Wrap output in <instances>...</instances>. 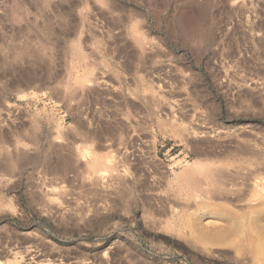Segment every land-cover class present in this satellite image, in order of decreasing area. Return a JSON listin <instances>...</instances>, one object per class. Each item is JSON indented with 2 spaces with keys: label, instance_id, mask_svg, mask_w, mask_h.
<instances>
[{
  "label": "rangeland",
  "instance_id": "1",
  "mask_svg": "<svg viewBox=\"0 0 264 264\" xmlns=\"http://www.w3.org/2000/svg\"><path fill=\"white\" fill-rule=\"evenodd\" d=\"M194 161L234 189L192 194ZM47 186L67 191L59 209ZM12 249L41 264H264V0H0L2 263Z\"/></svg>",
  "mask_w": 264,
  "mask_h": 264
},
{
  "label": "bare ground",
  "instance_id": "2",
  "mask_svg": "<svg viewBox=\"0 0 264 264\" xmlns=\"http://www.w3.org/2000/svg\"><path fill=\"white\" fill-rule=\"evenodd\" d=\"M137 31H136V35H137ZM139 34V33H138ZM137 37V40H139V42L140 43H143V42H141L142 41V37L140 36V35H138V36H136ZM138 42V43H139ZM78 44V43H77ZM78 47H79V45H78ZM140 48H141V46H140ZM142 49V48H141ZM76 51H77V48H76ZM84 53V52H83ZM81 51H77V53L76 54H78V56H79V58L82 60V59H85V56H84V54H83ZM75 56V55H74ZM78 79H80L78 76H76V78H75V80H78ZM248 154V153H247ZM250 154V153H249ZM82 156H84V158H86V162H85V165H86V167H87V172H86V175H83V176H85V177H82V178H84L85 179V181H87L88 183L90 182V184H89V186H91V184L92 185H94V186H100L103 182H102V180L103 179H105V176L107 175L105 172H98V170H99V168H100V166H102V163H99L100 161L98 160L99 158L97 157L96 158V156L94 157L93 155H88L87 153H82ZM79 157V156H78ZM80 158V157H79ZM79 158H77L78 160H79ZM83 158V157H82ZM85 160V159H84ZM80 162V161H79ZM198 162H201V160L200 161H198ZM197 161L195 162L194 161V165L193 166H190L189 168H187L186 170H184L183 171V173H182V175H183V177H184V183L187 185V187L192 191V194H194L193 192H195V194L199 191V189L202 187V186H204V185H206V186H209V187H211L212 189H214L215 190V192L216 193H219V194H223L224 196L226 195L227 196V194H229V192H230V189L232 188V183L235 181V180H231L232 181V183L229 181V178L227 179V177H228V175L226 176V174L225 173H223V171H218V172H216L212 167H210V166H208L207 165V163H205V162H203V163H198ZM64 163V162H63ZM81 163H82V161H81ZM101 164V165H100ZM84 165V164H83ZM64 167V166H63ZM67 167V166H66ZM188 167V166H187ZM62 168V167H61ZM62 170V169H61ZM64 170V169H63ZM125 174H121L120 172H112V173H110V177H111V182H112V180H113V183L115 182H118V181H120V180H122L123 179V177H126V176H124ZM109 177V176H108ZM107 179V181H108V178H106ZM82 180V179H81ZM109 180H110V178H109ZM231 183V185H230V183ZM102 182V183H101ZM85 183V182H84ZM254 183V182H253ZM87 185V184H86ZM233 185H235V184H233ZM249 185V184H248ZM251 186H253L252 184H250ZM254 185H256V184H254ZM88 186V185H87ZM230 186H231V188H230ZM47 187H49V186H47ZM47 187H46V190H44L43 188H41L40 187V189H43L42 191H41V197L40 198H42V199H44V201L43 202H45V201H47V202H49V203H51V205L52 204H55V203H57V200H56V198L58 197L59 198V196H57L56 198L54 197V196H51V195H54L56 192H57V194H58V191H60L59 189H58V191L57 190H53V188L52 189H50L51 187H49L48 189H47ZM54 187V186H53ZM91 187H93V186H91ZM37 188H38V186H37ZM55 188V187H54ZM232 189H234V188H232ZM231 189V190H232ZM239 189V188H238ZM65 189H61V191H64ZM109 190V189H108ZM236 190V189H235ZM60 191V192H61ZM53 192H55V193H53ZM59 192V193H60ZM65 192H67L66 190L63 192V193H61V194H64ZM37 193H38V189H37ZM39 193H40V190H39ZM189 193H191L190 191H189ZM57 194H55V195H57ZM60 194V196H62ZM40 195V194H39ZM59 195V194H58ZM65 196H66V194H65ZM191 196V195H190ZM64 197V196H63ZM191 197H195L194 195H192ZM196 198V197H195ZM60 201H61V199H60ZM243 201V200H242ZM48 203V204H49ZM59 203V202H58ZM61 203V202H60ZM59 203V205H61ZM51 205H49L50 207H51ZM58 204H57V206L56 207H58L59 206ZM47 206V205H46ZM53 206V205H52ZM55 206H53V207H55ZM53 207H51V208H53ZM55 207V208H56ZM62 207V206H61ZM64 207V206H63ZM60 207H58V209H59ZM63 209V208H62ZM61 209V210H62ZM54 210H56V209H54ZM60 210V211H61ZM64 210V209H63ZM62 210V211H63ZM59 212V211H58ZM9 248H12V247H9ZM15 248V247H14ZM16 248H18V247H16ZM20 249V248H19ZM28 249V248H27ZM26 249V250H27ZM30 249V248H29ZM9 250V249H8ZM13 250V249H12ZM11 250V251H12ZM23 250V249H22ZM25 249H24V251H26ZM31 250V249H30ZM34 250V249H33ZM32 250V251H33ZM14 251V250H13ZM16 251V252H15ZM15 251L14 252H9L10 253V255L12 256H10V259H8V257H7V259H6V262L5 263H2L1 261H0V264H41V263H39L37 260H35V255H32L31 253H30V251H29V255H28V257H26V258H24V255L22 256L21 254H20V256L18 255V251H17V249H15ZM4 252L6 253L7 252V250L5 251L4 250ZM21 252H23V251H21ZM20 252V253H21ZM37 252V251H36ZM9 253H8V255H9ZM27 253H28V251H27ZM27 253H25V254H27ZM23 254V253H22ZM7 255V254H6ZM36 256H38V255H36ZM29 260V261H28ZM60 261V260H59ZM61 261H63V260H61ZM63 263H65V262H57V263H55V264H63ZM46 264H49V263H46Z\"/></svg>",
  "mask_w": 264,
  "mask_h": 264
}]
</instances>
